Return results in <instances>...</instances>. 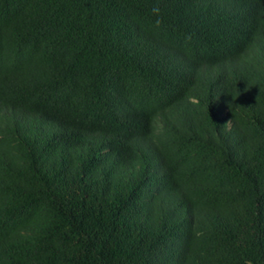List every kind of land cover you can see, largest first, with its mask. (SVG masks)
I'll use <instances>...</instances> for the list:
<instances>
[{
  "label": "trees",
  "instance_id": "16d2710c",
  "mask_svg": "<svg viewBox=\"0 0 264 264\" xmlns=\"http://www.w3.org/2000/svg\"><path fill=\"white\" fill-rule=\"evenodd\" d=\"M0 264H264V0H0Z\"/></svg>",
  "mask_w": 264,
  "mask_h": 264
},
{
  "label": "clouds",
  "instance_id": "9594fccd",
  "mask_svg": "<svg viewBox=\"0 0 264 264\" xmlns=\"http://www.w3.org/2000/svg\"><path fill=\"white\" fill-rule=\"evenodd\" d=\"M153 11H156V12H158V9H154ZM157 23H159V21H157Z\"/></svg>",
  "mask_w": 264,
  "mask_h": 264
}]
</instances>
